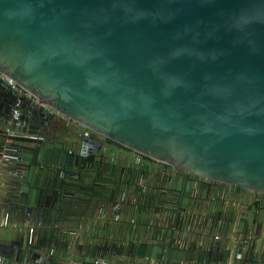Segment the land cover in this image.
<instances>
[{"label": "water", "instance_id": "95a60500", "mask_svg": "<svg viewBox=\"0 0 264 264\" xmlns=\"http://www.w3.org/2000/svg\"><path fill=\"white\" fill-rule=\"evenodd\" d=\"M17 103L0 207L42 226L39 248L14 242L27 264H264L257 220L238 211L216 237L193 206L159 207L122 250L96 253L119 239L82 209L92 170L74 168L97 143L72 154L41 129L62 116L178 174L264 193V0H0V109ZM88 220L99 229H71Z\"/></svg>", "mask_w": 264, "mask_h": 264}, {"label": "flooded vegetation", "instance_id": "af4514ba", "mask_svg": "<svg viewBox=\"0 0 264 264\" xmlns=\"http://www.w3.org/2000/svg\"><path fill=\"white\" fill-rule=\"evenodd\" d=\"M17 105L18 103L11 106L9 110L0 109L1 130L10 131L14 126L11 119L16 118L20 113V106L16 108ZM19 117L25 119L26 115L20 113ZM41 129L48 137L61 142L72 154L79 152L80 144L84 141L83 136L88 135L89 141H95L97 145L87 146L88 154L86 160L82 162L83 170L77 169L78 162L76 158L73 159L77 165L74 172L77 174L88 172L87 166L90 167L92 171L87 179L89 182L87 186L91 197L101 190L109 191L115 186L119 190L117 194L104 199L99 198L96 201L97 205L92 204L94 203L92 198L84 206L86 216L97 214L100 208L99 215L103 218L100 227L103 230L117 232L119 237V239L101 240V248L95 250L96 253L114 254L117 250H122L121 244L127 246L129 243V234L138 227L144 226L147 217L159 207L193 206L197 210L207 212L210 215L207 225L215 230L216 237L222 236L219 229L222 219H231L238 211L257 220L258 226L264 228V223L259 221L261 211L264 209V193L209 181L189 173L178 174L167 165L120 145L117 146L118 144L93 134L62 116L51 115L48 117V125ZM96 181L99 188L95 187ZM165 182L173 184V188L169 189ZM179 182L181 190L176 191ZM137 184L142 185H138L137 190H132L127 198L124 195L127 186ZM176 192H180L179 196H176ZM91 210L92 214H90ZM122 236H126L125 241L120 240ZM104 241L107 243L104 244Z\"/></svg>", "mask_w": 264, "mask_h": 264}, {"label": "crops", "instance_id": "0c3cea01", "mask_svg": "<svg viewBox=\"0 0 264 264\" xmlns=\"http://www.w3.org/2000/svg\"><path fill=\"white\" fill-rule=\"evenodd\" d=\"M0 204L3 200L8 198L10 194H12L10 188L6 185L4 181L5 177V171L0 170ZM2 178V179H1ZM89 183V182H88ZM98 184V182H95V185ZM94 185V186H95ZM137 185H128L125 189L124 195L128 198L132 190L135 191L139 187ZM133 186V187H131ZM96 188H99L98 185L95 186ZM99 193L95 194L93 197H85L83 199L82 203V209H84L85 204L87 203L88 199L94 198V203L97 205L96 201L99 199ZM4 214H8L11 221L16 223V226H9V227H1L0 228V264H27L22 256L18 255L17 253V246L14 244L15 241L23 240L24 244L27 245H34L35 249L39 248L37 245L40 243H45L46 236L42 232V226L34 222L33 218L25 219L23 216H15L10 211L3 210L0 207V219L3 217ZM90 214H92V210L90 211ZM47 226H51L50 223H48ZM45 226V227H47ZM33 229L32 233V243H29V237H30V229ZM99 229V223L86 221V222H78L72 224L71 229L75 231L79 236H83L89 232V229ZM66 243L65 239H60L58 242H56L57 247H64Z\"/></svg>", "mask_w": 264, "mask_h": 264}, {"label": "built area", "instance_id": "2783aa9c", "mask_svg": "<svg viewBox=\"0 0 264 264\" xmlns=\"http://www.w3.org/2000/svg\"><path fill=\"white\" fill-rule=\"evenodd\" d=\"M15 131H12L11 134H14ZM21 135V134H20ZM24 137H31V138H34V139H42L40 136H37V135H23ZM8 156L6 155H2L0 157V165H1V161L2 159L4 158H7ZM9 226H16V223L11 221L10 217L8 214H4L3 217L0 219V228L1 227H9ZM30 232V237H29V243H32V233H33V229L31 228L29 230Z\"/></svg>", "mask_w": 264, "mask_h": 264}, {"label": "trees", "instance_id": "16d2710c", "mask_svg": "<svg viewBox=\"0 0 264 264\" xmlns=\"http://www.w3.org/2000/svg\"><path fill=\"white\" fill-rule=\"evenodd\" d=\"M116 144V143H115ZM117 146H119V145H117Z\"/></svg>", "mask_w": 264, "mask_h": 264}]
</instances>
